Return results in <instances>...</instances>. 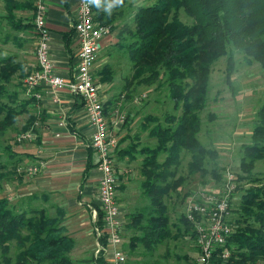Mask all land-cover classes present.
<instances>
[{
  "label": "trees",
  "instance_id": "obj_1",
  "mask_svg": "<svg viewBox=\"0 0 264 264\" xmlns=\"http://www.w3.org/2000/svg\"><path fill=\"white\" fill-rule=\"evenodd\" d=\"M6 2L7 17L15 18L14 1ZM127 3L128 0H123L109 14L104 0L99 8L94 6L96 19L110 26ZM135 8L134 25H124L118 34V45L129 53L132 61L133 79L150 84L165 76L170 98L181 109L179 114H167L166 124L154 114L145 116L141 129L157 139L154 146H141L137 134L132 137L138 140L131 142V147L139 148L144 154L141 172L145 194L153 205L161 208L165 195L176 192L186 181L187 175H178L185 152H190L192 158L189 175L207 172L206 163L212 161L207 158L218 157L215 150L207 149L197 137L202 129L201 112L208 103L213 62L233 46L245 54L247 62L257 61L264 70V0H157ZM180 9L191 19L190 23L177 16ZM18 71L23 72L24 66L14 63L12 57H0V135L13 127L25 110L17 102L7 103L8 98L15 100L16 94L6 89ZM110 71L111 67L106 65L98 72L99 82L109 81ZM31 124L30 118L24 128H31ZM241 149V168L250 179L255 161L264 159V101L257 113L251 142ZM5 167L0 153V179L6 175L2 171ZM251 181L254 183L242 194L240 205L232 208L235 232L227 242L231 256L224 259L219 247L212 264H264V180L252 177ZM56 210L57 214L51 215L47 209L35 206L18 209L8 197H0V264H74L70 252L76 241L67 233L63 222L65 210L60 207ZM161 217L160 222L168 220L166 215ZM181 217L191 224L185 216ZM156 218L150 216L148 225L144 226L147 232L142 239L146 244L161 241V236L158 239L152 236L158 231L157 226H161L155 224ZM97 224L102 225L100 206ZM101 243L106 245V238L102 237ZM103 251L90 260L103 264Z\"/></svg>",
  "mask_w": 264,
  "mask_h": 264
},
{
  "label": "crops",
  "instance_id": "obj_2",
  "mask_svg": "<svg viewBox=\"0 0 264 264\" xmlns=\"http://www.w3.org/2000/svg\"><path fill=\"white\" fill-rule=\"evenodd\" d=\"M6 1L0 0V33L3 31L2 26H5L4 21H9ZM13 1L14 17L16 22L22 24L18 27L19 30L8 32L11 33L12 40L18 41L20 47H23L19 58L15 57V62L25 65L24 71L27 72L38 66L33 20L35 0ZM78 2L79 0H47L46 21L50 29L51 58L55 73L65 79L73 77L78 62L79 39L74 30ZM111 34L102 40V47L109 42ZM3 40L0 37L1 43ZM15 94V97L18 94L21 98L18 103L25 109L18 116L16 125L25 129L31 118V130L34 132L32 142L27 145L29 148H24L22 152L25 160L31 159L28 161L31 167L38 166L34 171L26 169L32 176L30 193L42 192V196L54 198L56 209L60 207L65 210L64 224L67 233L76 241L70 252L74 264H95L90 260L95 254H91L95 245L87 247L86 236L94 232L95 211L98 212L99 219L101 171L97 166L98 155L91 144L94 128L89 123L84 101L68 89L54 90L45 86L36 88L30 94L25 89ZM111 121L113 125H120L118 120ZM125 131V139L130 144L124 143L121 148H114L113 157L114 167L117 169L116 181L119 183L117 197L124 221L122 247L128 257L126 264H197L200 248L193 226L182 220L185 206L180 207L181 215L178 216L176 192L165 195L161 208L152 204L145 194L141 172L144 154L140 153L139 148L131 147V142L138 140L132 139L135 136L131 134L135 132L133 124ZM140 131L144 132H137L143 142L141 146L156 144V138L152 136L149 138L151 143L145 142L147 130L142 131L141 124ZM48 193H52L51 196ZM161 214L168 217L164 223L160 222ZM154 215L158 217L155 224L161 223V226H157L158 231L152 236L157 239L161 236V241H153L150 245L143 242L142 237L147 232L144 226L148 225L150 216ZM77 252L80 254L78 257Z\"/></svg>",
  "mask_w": 264,
  "mask_h": 264
},
{
  "label": "rangeland",
  "instance_id": "obj_3",
  "mask_svg": "<svg viewBox=\"0 0 264 264\" xmlns=\"http://www.w3.org/2000/svg\"><path fill=\"white\" fill-rule=\"evenodd\" d=\"M128 1L129 3L124 5L121 10L118 9L114 22L110 24L112 29L111 38H109V42H106V46L101 48L96 57L97 75L98 72L103 71L106 65L111 67V79L101 82L100 94L107 123L109 122V130L113 140L116 141L114 148H121L124 143L130 144L125 139L127 138L126 128L133 124L135 132L131 134L140 133V124L148 114L159 116L161 122L166 124L165 117L167 114H179L181 112V109L176 108L175 102L170 98L168 86L165 84V76L150 84L138 83L133 79L132 61L129 58V53L118 45V34L124 25H134L133 15L135 14L136 5L152 4L157 0ZM177 16L184 22H191L183 9L179 10ZM16 21V18H10L9 21L5 20V26L1 25L3 31L0 33L1 40L4 39L3 43L0 42V57H12L14 63H17L15 57L19 58L23 48L20 47L18 41L12 40L13 37L9 33L20 29L17 25L20 26L22 23ZM23 66L25 69V65ZM210 69L208 103L201 112L202 129L197 137L207 149L215 150L218 157L216 159L207 158L212 160L206 163L207 172H197L189 175L188 164L192 159L191 154L190 152L183 154L178 175H187V177H185L186 181L180 189L176 191V213L178 216L181 215L180 207L183 208L190 198L198 195L203 190H218L223 185L228 171L232 172L235 177L233 180L235 189L231 194L232 208H237L240 205L242 194L252 187L254 183L251 181L252 177L264 180V159L255 161L250 179H247L246 173L241 168V148L244 144L251 142V134L257 122V113L264 101V70L257 61L247 62L245 54L233 46L229 47L227 54L215 60ZM31 71H18L8 82V89L6 90L10 94H14L16 92L21 93L22 89H25L26 93L30 94L23 80L26 74ZM229 78L230 81H228ZM8 99L10 100V98ZM9 100L5 102L14 104L18 103L21 98L17 94L15 100ZM111 120H118L120 125H113ZM16 124L17 122L13 127L6 130L7 132L4 135H0L1 161L6 164V167L2 169L4 173L6 172V175L3 179H0V197H8L10 202L18 209L35 206L45 208L51 215H56L55 205L57 203L54 198L44 197L42 192L30 193L29 186L32 182V176L29 175V171H26V169L29 168L30 170L31 164L28 161L31 159L26 158L25 160L22 152L24 148H29L27 145L33 139L20 140L19 136L27 131L32 132V134L34 132L31 130L32 127L26 130L20 128L19 125L17 127ZM149 138L150 135L147 130L144 137L145 142L151 143L152 140ZM140 142L143 143L141 140ZM155 143H157V139ZM10 152L14 155H11ZM214 171H216V174H214ZM238 174H242L244 177L239 179ZM117 189L119 190V183ZM48 194L51 196L52 193ZM234 215L235 212L231 209L232 220L235 217ZM65 220L66 218L63 221L64 223ZM94 235L95 233L92 232L86 236L87 247L90 248L93 244L95 245V247H92L91 254H94L97 249ZM85 253L89 254L88 251H85ZM79 255L77 252L76 256Z\"/></svg>",
  "mask_w": 264,
  "mask_h": 264
},
{
  "label": "built area",
  "instance_id": "obj_4",
  "mask_svg": "<svg viewBox=\"0 0 264 264\" xmlns=\"http://www.w3.org/2000/svg\"><path fill=\"white\" fill-rule=\"evenodd\" d=\"M34 24L37 38L36 54L38 67L24 78V85L30 91L38 87H49L54 90L68 89L82 98L89 116V123L94 128L91 139L92 147L98 155L97 166L101 171L99 198L102 212V225L99 226L98 212H94L98 255L103 251V264H126L127 254L122 245L124 242V221L121 216L117 197V173L114 169L113 140L107 123L103 101L101 100V83L97 79L96 57L102 48V40L110 35L109 25L101 23L97 12L87 0H79L74 30L79 39L78 62L73 77L65 79L55 73L50 53V29L47 24V0H35ZM32 132L20 135V139H31ZM38 169L33 166L30 171ZM234 174L226 173V179L218 190L201 191L187 200L185 217L196 232L200 254L197 264H212L215 251L222 248L224 259L231 256L227 246L229 237L235 232L231 219V194L235 189ZM102 237L107 244L102 245Z\"/></svg>",
  "mask_w": 264,
  "mask_h": 264
},
{
  "label": "clouds",
  "instance_id": "obj_5",
  "mask_svg": "<svg viewBox=\"0 0 264 264\" xmlns=\"http://www.w3.org/2000/svg\"><path fill=\"white\" fill-rule=\"evenodd\" d=\"M87 2L99 8L102 5V2H104V0H87ZM106 2H107L106 12L109 14L115 7H118L123 4V0H106Z\"/></svg>",
  "mask_w": 264,
  "mask_h": 264
}]
</instances>
